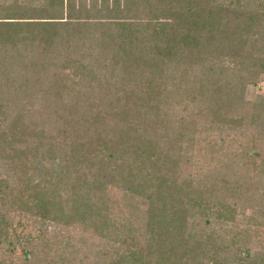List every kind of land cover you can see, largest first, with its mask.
<instances>
[{"label": "trees", "instance_id": "1", "mask_svg": "<svg viewBox=\"0 0 264 264\" xmlns=\"http://www.w3.org/2000/svg\"><path fill=\"white\" fill-rule=\"evenodd\" d=\"M93 33L99 80L76 52ZM263 75L264 0H0V214L6 205L68 226L102 215L107 184L125 186L150 193L145 234L100 264H264L251 250L264 211L239 225L264 183L241 185L235 170L264 151V98L239 111ZM244 123L260 128L245 155L209 138ZM6 215L0 241L29 244L11 240Z\"/></svg>", "mask_w": 264, "mask_h": 264}, {"label": "rangeland", "instance_id": "2", "mask_svg": "<svg viewBox=\"0 0 264 264\" xmlns=\"http://www.w3.org/2000/svg\"><path fill=\"white\" fill-rule=\"evenodd\" d=\"M100 37V35L93 33L92 39L89 41H82L81 39L76 41L80 42L79 50H76V52H78V56H80V58L78 57V61L82 70H90V68L92 70V65H94L93 69L96 70L97 80H99L101 74L107 75L106 72L101 73V68L104 69L105 64L103 63L105 62L101 63L100 61L102 56L100 49L103 43ZM215 59L216 58H211L212 61ZM234 61V59L230 61L225 60L220 65L222 67H232L233 69L234 64L232 63ZM251 67V71H257V66ZM239 68L240 66L236 67V70H234L237 72ZM228 73L230 74V72ZM217 75H219V73ZM240 75L241 76H238V74L236 75L238 78L235 77V82L241 81L243 76H246V80L250 78L249 74L246 73ZM250 83L251 82H248L246 84V93L244 96H241L243 101L239 104H243L239 111L241 113L246 112L247 116H250L254 112L255 104H258L264 98V75L254 79V84ZM259 112L261 113L260 106ZM229 113L230 117L236 114L238 115V113L234 111H230ZM8 119L10 118L8 117ZM258 123H261V120ZM245 127V123L240 126H224L225 129L222 135L219 136L214 132L209 138L211 137L212 139V137H214L219 143L223 141L224 144H222L226 145L227 150L245 155V151H248L253 145V142H255L254 138L258 137V132L260 130L256 124L249 127V129ZM206 131V129H203L202 140L205 141L196 145L197 150L204 151V149L207 148V146L204 145L206 141L209 140ZM197 136L199 135L197 134ZM30 140L32 141L33 139ZM161 146V148H163V144ZM260 153L258 159L256 158L257 160H248V166H244L240 163L235 167V170L239 173L236 174V178L241 185L246 182L251 183L252 189H255L264 183V151H260ZM109 154L110 153L103 152L104 159L109 160ZM3 176L4 170L0 171V180ZM86 193L89 198L92 197V190L86 191ZM141 194L142 196L129 192L126 190L125 186L121 187L107 184L102 194L105 201V204L101 207L102 215L93 214L90 216L92 219L95 217V226L91 223L92 220H90V217L80 221L74 219L73 224H68V226L55 225L54 223L44 221L42 224L39 217H31L30 214L14 211L5 205V211H2L0 215L7 214V220L12 222L13 227L18 230L16 236L13 233L11 234V240L17 241V236L21 235L22 237H26V240L28 239L30 242L27 244L28 242L23 238L21 243H17L14 250L9 247V242H7L5 238L1 240L0 264H50V262H54L55 264H100L104 261L102 260L103 254L106 251H113L111 245H114L116 249H121V240L126 238L129 240L130 238L132 239V237L140 238L145 234L146 214L150 207V198L148 195L150 193L142 190ZM256 194L259 195L260 198V194ZM259 198H257L255 202H253V200L247 202L250 208H247L245 212L247 217L241 216L239 220L241 228L250 225L249 218L255 217L257 220L261 218L260 214L264 211V199L262 197L263 200ZM101 226L108 228L107 232H111L112 234L109 235L105 230H101V228H99ZM251 228L253 231L251 250H253V252L258 251L264 253V227L252 225ZM32 246H37L39 251L37 250L38 252L36 251V253L31 254L30 251L33 249ZM27 251H29L30 255Z\"/></svg>", "mask_w": 264, "mask_h": 264}]
</instances>
